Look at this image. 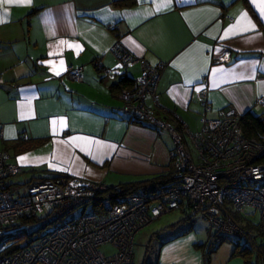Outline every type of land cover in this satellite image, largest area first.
Segmentation results:
<instances>
[{"label": "crops", "instance_id": "0c3cea01", "mask_svg": "<svg viewBox=\"0 0 264 264\" xmlns=\"http://www.w3.org/2000/svg\"><path fill=\"white\" fill-rule=\"evenodd\" d=\"M126 1L0 0V152L22 168L8 179L12 191L60 176L115 187L173 173L170 135L119 114L120 81L142 70L120 67L111 52L118 39L150 65H166L160 103L192 132L228 106L264 115V0ZM95 61L116 76L104 78ZM69 67L82 69V82L67 77ZM203 81L208 112L197 97ZM195 223L153 232L146 245L157 256L148 262L245 264L235 241L207 261L216 235Z\"/></svg>", "mask_w": 264, "mask_h": 264}, {"label": "built area", "instance_id": "2783aa9c", "mask_svg": "<svg viewBox=\"0 0 264 264\" xmlns=\"http://www.w3.org/2000/svg\"><path fill=\"white\" fill-rule=\"evenodd\" d=\"M111 28V27H110ZM112 54L120 67L139 64L142 74L132 87H120L123 105L119 114L127 122L148 124L167 132L173 141L170 152L173 173L155 192H134L109 199L100 194L108 187L60 176L27 185L25 192L11 190L8 179L22 173L0 152V253L12 246L5 241L10 228L20 221L36 219L40 213L63 218L99 201L94 212L76 218L11 255H1L0 264H134L138 233L167 213L181 211L189 221H207L212 233L231 236L241 232L231 213L249 217L259 213L264 233V142L245 136L240 113L228 106L217 119L204 117L198 132H192L176 111L160 103L159 85L166 65L152 66L135 56L118 39ZM104 78L115 71L95 61ZM67 77L82 82V69L69 67ZM197 97L210 111L207 83ZM264 105V99L258 101ZM191 147L196 151V161ZM115 253L106 254L103 246Z\"/></svg>", "mask_w": 264, "mask_h": 264}, {"label": "trees", "instance_id": "16d2710c", "mask_svg": "<svg viewBox=\"0 0 264 264\" xmlns=\"http://www.w3.org/2000/svg\"><path fill=\"white\" fill-rule=\"evenodd\" d=\"M131 3H132L131 0L125 2V4H131ZM134 84H135L134 81L128 78H124L120 81L118 87H132ZM241 125L246 137L258 138L264 142V115L256 116L253 113L248 112L245 115L241 116ZM170 177L171 174L160 176L142 182H135L129 184H122L115 187H108V191L100 195L102 197H108L109 199L114 200L119 198H125L126 196L139 191L155 192L158 189L164 187V185L169 182ZM93 206H95V209H98L100 207V202L99 201L94 202ZM233 216L239 217V215L231 214V217L237 223V221ZM250 217L251 215L249 217H243L244 219L247 220L245 226L243 227L240 226L241 232L232 235V237L215 234L216 236L213 237L215 241H213L209 245V247H207L208 249H206L205 257L207 261L209 260L211 253H213L217 249L216 246H219L225 241H235L236 250L234 255L241 257L245 261V264H264V233H261L259 230V222L257 223V225H253V223H251V220L249 219ZM30 221H34V219ZM30 221H26V223ZM252 231H255L256 234L253 235ZM27 236L28 235L24 232H16V233L11 232V234H9L6 237L5 241L13 242L12 246L7 250L1 252L0 256L11 255L16 251L22 249L23 247L20 244ZM259 238H261V241L259 240ZM29 244L30 243H28V245ZM149 249L150 247H148L147 253H149L150 251ZM143 264H150V263L147 261V259H145Z\"/></svg>", "mask_w": 264, "mask_h": 264}, {"label": "rangeland", "instance_id": "374dc122", "mask_svg": "<svg viewBox=\"0 0 264 264\" xmlns=\"http://www.w3.org/2000/svg\"><path fill=\"white\" fill-rule=\"evenodd\" d=\"M191 152L196 161L197 153L192 147ZM92 212H94L93 204L74 210L63 218L58 217L55 213L49 216H47L46 213H40L37 218L34 219V221H30L27 223L23 220L18 221L13 228L9 229V232H24L28 235L20 244L24 248L28 245V243H32L37 239L42 238L43 236L66 225L70 221ZM186 217L187 216L181 211H173L171 213L163 215L162 217L148 225L146 228L141 230L135 238L134 264H143L144 258L147 259V261H151L153 263L155 255L157 256L156 249L151 248L149 249V253H147L148 245H146V243H148V240H150L151 234L165 226L177 224L181 220L187 219ZM233 217L235 218L239 226H245L247 222L246 219L241 216ZM249 219L251 220V223H253V225H256V223L260 222V215L259 213H255ZM195 225L199 230H202V228L205 227L209 228L207 222L202 219H198ZM252 234L255 235V231H252ZM259 240L261 241V238H259ZM102 251L106 254L115 253V249L109 245L103 246Z\"/></svg>", "mask_w": 264, "mask_h": 264}, {"label": "snow or ice", "instance_id": "6c2138e0", "mask_svg": "<svg viewBox=\"0 0 264 264\" xmlns=\"http://www.w3.org/2000/svg\"><path fill=\"white\" fill-rule=\"evenodd\" d=\"M2 2L5 3V4L30 3L31 0H2ZM259 7L261 8V11H264V4L259 5ZM0 22H3V21L0 20ZM61 43H64V42L62 41ZM74 47H76V46H74ZM60 65L63 66V61H60ZM57 74H59V73L57 72ZM20 159H25V158L21 157Z\"/></svg>", "mask_w": 264, "mask_h": 264}]
</instances>
